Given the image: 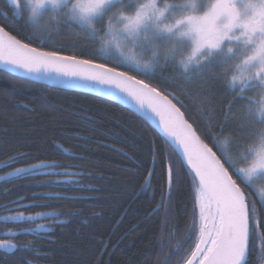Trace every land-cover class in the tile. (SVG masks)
<instances>
[{"label": "trees", "instance_id": "1", "mask_svg": "<svg viewBox=\"0 0 264 264\" xmlns=\"http://www.w3.org/2000/svg\"><path fill=\"white\" fill-rule=\"evenodd\" d=\"M141 2L121 0L109 6L105 15L121 7L132 14ZM8 8L6 0H0V23H8L3 19ZM104 22L103 17L98 20L100 25ZM13 29L10 34L21 42L40 46L25 39L35 32L29 25L27 32L18 24ZM35 34L41 41L49 36ZM50 36L51 43H45L41 50H57L95 63H123L115 51L110 57L101 55L94 40L70 37L68 24L56 27ZM145 39L142 35L131 52L147 59L145 53L150 54L155 46V70L145 75L129 74L138 79L148 76L150 86L165 90L162 94L179 96L182 103H174L202 138L231 136L243 145L246 133L239 119L247 100L226 86L219 68L211 64L185 73L174 58L162 53L161 38L154 46L147 45ZM153 142L179 173L180 183L173 185L171 197L161 195L164 169L160 156L155 158L158 166L151 186L139 179L144 171H152ZM40 161L59 167L43 169L39 177L0 182V216L17 211L26 215L44 212L49 215L39 222L46 223L48 230L33 231V221H0V239L28 229L27 234L9 240L18 245L16 253L0 250V264H183L192 244L189 235L196 187L192 173L170 145L142 119L117 104L37 85L0 71V164L17 167ZM245 191L256 205L257 215L264 216V202L252 185ZM24 205L30 207L25 209ZM254 239L259 245L255 234ZM258 253L259 247L249 257L250 264H264Z\"/></svg>", "mask_w": 264, "mask_h": 264}, {"label": "snow or ice", "instance_id": "2", "mask_svg": "<svg viewBox=\"0 0 264 264\" xmlns=\"http://www.w3.org/2000/svg\"><path fill=\"white\" fill-rule=\"evenodd\" d=\"M6 3L9 8L3 13V19L8 23H0V64L11 66L8 69L11 72H22L36 79L47 78L58 84L90 88L106 96H116L125 102L129 99L134 100L141 109L146 110V115L150 112L158 118L171 144L182 153L196 187L193 223L189 235L192 244L183 264H250L249 257L257 247L258 254L264 261V216L257 215L256 205L245 191L246 188H251V184L243 178L242 169L234 164L228 166L218 154L214 146L215 136L202 138L193 124L189 123L180 107H177V103H182L179 96L172 93L162 94L165 90L160 89L158 85L150 86L151 78L148 76L145 79H138L129 74L134 72L145 75L146 72L153 71H144L120 61L95 63L91 59H78L76 56L60 54L57 50H41L45 43H51L50 33L43 41L35 32L25 36L30 42L35 40L39 47L22 43L16 35L10 34L14 30V24L20 25L25 32L28 31V24L21 18L19 0H6ZM110 3L111 0H83L80 18L86 21L90 15L96 14L97 10ZM230 4L231 0L227 2L217 0L203 16L187 18L191 24V31L197 33L193 55L205 47H215L228 31L237 27L242 30V35L252 36L259 33L264 36V15H253L248 20L240 21ZM147 7L141 6L135 15L125 17L127 31L139 30L147 14ZM221 17L226 18V23L217 26V21ZM79 29L83 32L82 28ZM86 38L94 40L89 35H86ZM109 64L113 66H108ZM120 68L127 70H118ZM170 95L172 99H169ZM173 100L177 103H173ZM20 155L21 158L24 156ZM150 155L153 157L152 171H144L139 179L151 186L158 166L155 158L160 156L164 169L161 195L163 198L166 193L171 197L173 185L178 186L180 183L179 173L174 172L167 154L162 152L155 142L150 149ZM15 159L17 157H12V160ZM57 167L59 165L55 163L40 161L17 167L7 176L35 178L39 177L43 169L54 170ZM257 167L264 168V158L257 162ZM145 177L149 179L145 180ZM6 179V176L0 175V180ZM11 203L16 204V201ZM23 207L26 209L30 205ZM46 215L48 214L44 212L25 215L24 211H17L15 215L3 217V221L5 223L35 221L38 217ZM27 232L28 229H25L23 234ZM21 234L13 232L6 235ZM254 234L259 238V245L254 239ZM0 248L8 253L17 250L18 245L8 239H0ZM19 250L23 252L25 249ZM31 250L35 251L34 248Z\"/></svg>", "mask_w": 264, "mask_h": 264}, {"label": "clouds", "instance_id": "3", "mask_svg": "<svg viewBox=\"0 0 264 264\" xmlns=\"http://www.w3.org/2000/svg\"><path fill=\"white\" fill-rule=\"evenodd\" d=\"M116 2L117 0H111L110 4L97 10L96 14L90 15L85 21L80 18L83 0H19L21 18L38 35L51 33L62 24L75 25L83 29V34L94 38L96 48L101 55L110 57L115 51L123 63L139 67L144 71L155 70L156 65L153 61L157 58V51L153 49L150 54L145 53L147 59H140L132 54L131 49L124 48L123 36L116 35L117 31L127 32L125 17L135 15V12L144 5L148 6L147 14L140 28L152 23L155 25L157 35L171 38L167 58H174L176 64L185 73H191L194 68L217 52L234 54L236 42L256 44L249 55L239 58L221 70L226 86L247 100L245 112L248 119L259 125L254 140L242 145L235 142L231 136L216 137L214 146L228 166L234 164L243 170V178L248 183L264 182V176H261L264 168L257 167V162L264 158V36L259 33L245 36L241 31L235 34L236 29H240L237 27L228 31L215 47H205L193 55L196 37L191 31V24L187 18L203 15L195 14L199 0H163L162 6L160 0H143L132 14L121 7L105 15L106 9ZM216 3L217 0H211L208 10ZM174 5L186 9L184 15L176 17L171 22H164L166 14ZM230 6L235 9L240 21L248 20L253 15H264V0H241V6H238L235 0H231ZM101 17L105 20L103 25L98 23ZM257 36H259L258 43ZM183 40H191V48L181 47L180 42Z\"/></svg>", "mask_w": 264, "mask_h": 264}, {"label": "rangeland", "instance_id": "4", "mask_svg": "<svg viewBox=\"0 0 264 264\" xmlns=\"http://www.w3.org/2000/svg\"><path fill=\"white\" fill-rule=\"evenodd\" d=\"M119 1H121V0H117L116 3H118ZM221 2H227V0H221ZM235 2L237 3L238 6H241V0H235ZM113 4H111V5H113ZM210 4H211V0H199V5H198V8H197L195 14H203L204 15L206 13V11L208 10V8L210 7ZM185 11H186V9H184L183 7L171 8L169 10V12L166 14L164 22H171L176 17L183 16ZM224 23H226V18L221 17L217 21V26H222ZM68 27H69L70 37L77 38V39H83L85 41H92L91 38H86V35L83 34L82 31H80L79 27L74 26V25H70V24H68ZM185 27H186V25H185ZM240 31H242V30L236 29L235 34H238ZM194 34H195V37L197 38V33H194ZM116 35L118 37L123 36L124 48L125 49L126 48L131 49V50L135 49V46L137 48V43H138L137 41L142 35H144L146 37V39H145L146 44L147 45H153V46L157 45L159 43V38H161L160 43H161L162 53L165 56H168L170 44H171V38L166 37V36L157 35V33L155 31V25H153L152 23L146 24L143 28H140L136 32L127 31L126 33H121L119 31H117ZM256 40L258 43L259 42V36L256 37ZM180 44H181V47H183L184 49H189L192 46L191 40H183L180 42ZM255 47H256V44H254V43L245 44L243 41L236 42L234 44V48H235L234 54L228 55L224 51L217 52L213 57L209 58L206 62L201 63L198 67H196L194 69L199 70V69H202L204 67H208L211 64H214L217 68H219V71H221L226 65L235 62L236 60H238L241 57H245V56L249 55ZM155 48L156 47L154 46L153 49L156 50ZM212 67H211V69H212ZM118 70H122V69H118ZM239 121H240V125H241V130L245 131V133H246V137H245V140L243 141L244 142L243 144H249V143L253 142L255 134H256V130L259 127V125L252 123V121H250L248 119L246 112L243 113V116L239 119ZM10 166H11L10 163L0 164V175L6 176L7 179H10V178H13L15 176L8 177L7 174L9 172L14 171L15 168H17V167H24V166H17V167H10ZM261 176H264V172L261 173ZM2 181H4V180H0V182H2ZM251 185H252L253 189H255L257 194L260 196L262 201L264 202V182H257L256 184H251ZM15 214L16 213H9V214L0 216V221L4 222L3 217L9 216V215H15ZM42 217H45V216H42ZM42 217H38L35 221H33L34 222V225L32 226L33 231L43 233V232H46L48 230L45 226L46 223L39 222V219H41ZM41 225H43L42 228L40 227Z\"/></svg>", "mask_w": 264, "mask_h": 264}, {"label": "water", "instance_id": "5", "mask_svg": "<svg viewBox=\"0 0 264 264\" xmlns=\"http://www.w3.org/2000/svg\"><path fill=\"white\" fill-rule=\"evenodd\" d=\"M23 43V42H22ZM11 66H4L3 64H0V71L4 72L6 74H9L13 77L19 78L21 80H25L37 85H41V86H45V87H51V88H55V89H60V90H66V91H71V92H76V93H81V94H86V95H91V96H95L107 101H110L114 104H117L129 111H131L132 113H134L137 117H139L140 119H142L146 124H148L150 127H152L169 145L170 147L173 149V151L177 154V156L181 159V161L185 164V166L188 168L187 164H186V160L183 157L182 153L179 152L178 149H176L170 141V138L167 137V135L163 132V128L162 126L159 124V120L157 117H155L153 114H151L150 112H148V114H145L144 109H141L134 100L129 99L128 102L122 101L120 99H118L116 96H106L98 91H94L90 88H84V87H72L69 85H65V84H58L52 80H49L47 78H41V79H36L34 78L32 75L29 74H24L22 72H11L8 69ZM169 99H172L169 97ZM174 103V100H173ZM178 107V106H177ZM186 118V117H185ZM189 169V168H188ZM190 171V169H189ZM191 172V171H190ZM22 234L19 236H11V235H5V238L8 240H12V239H16L22 235H24V232H21ZM1 251L5 252V249L0 248ZM17 250H14L13 252H8L9 254H14L16 253Z\"/></svg>", "mask_w": 264, "mask_h": 264}]
</instances>
